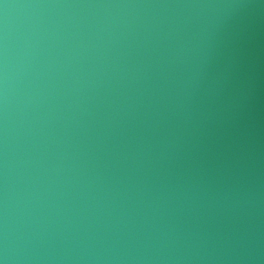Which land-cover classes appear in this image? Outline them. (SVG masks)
<instances>
[{"label":"water","instance_id":"obj_1","mask_svg":"<svg viewBox=\"0 0 264 264\" xmlns=\"http://www.w3.org/2000/svg\"><path fill=\"white\" fill-rule=\"evenodd\" d=\"M8 264H264V0H0Z\"/></svg>","mask_w":264,"mask_h":264},{"label":"clouds","instance_id":"obj_2","mask_svg":"<svg viewBox=\"0 0 264 264\" xmlns=\"http://www.w3.org/2000/svg\"><path fill=\"white\" fill-rule=\"evenodd\" d=\"M9 261V250L5 243L3 249L0 250V264H8Z\"/></svg>","mask_w":264,"mask_h":264}]
</instances>
